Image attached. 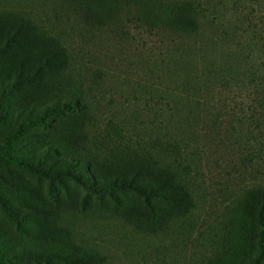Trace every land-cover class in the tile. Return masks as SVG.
<instances>
[{
    "label": "rangeland",
    "instance_id": "1",
    "mask_svg": "<svg viewBox=\"0 0 264 264\" xmlns=\"http://www.w3.org/2000/svg\"><path fill=\"white\" fill-rule=\"evenodd\" d=\"M235 1L215 0L208 17L260 22ZM207 28L154 29L123 0H0V253L31 256L9 264L89 255L108 256L106 264H243L254 251L247 215L235 208L246 188L264 184V159L251 158L252 128L231 109L236 95L205 75V59L222 51ZM70 99L80 105L57 109ZM154 139L161 162L178 160L195 200L189 210L162 202L156 233L139 227L152 229L137 190L93 194L49 178L71 169L105 186L134 176L152 187ZM167 141L179 156L161 152Z\"/></svg>",
    "mask_w": 264,
    "mask_h": 264
},
{
    "label": "trees",
    "instance_id": "2",
    "mask_svg": "<svg viewBox=\"0 0 264 264\" xmlns=\"http://www.w3.org/2000/svg\"><path fill=\"white\" fill-rule=\"evenodd\" d=\"M134 4L140 10L141 16L154 25V29H167L176 36H197L204 29L212 33L210 40L214 49L222 48L219 56L215 59L207 58V76H215L220 86L226 91L233 93L234 116L238 114V122H247L249 135L252 137L250 153L251 158L264 159V0H236L237 12L250 9L249 13L259 12L260 22L242 18L231 23L229 26L221 21L222 17L213 15L212 20L208 17L215 11V0H123ZM258 15V16H259ZM224 17V16H223ZM226 20V19H225ZM222 27V28H221ZM221 31V32H220ZM222 33L219 37V34ZM219 39V45H217ZM210 63L214 69H210ZM218 71V72H217ZM218 85V84H217ZM233 91V92H232ZM237 91V92H236ZM245 91L249 94L250 101L239 99L238 93ZM236 92V93H235ZM236 98V99H235ZM77 100H67L60 103L57 109L71 110L78 107ZM3 102L0 100V119L3 114ZM227 106V105H226ZM238 108V110H237ZM178 109V108H177ZM193 109V108H191ZM247 109V111H246ZM243 113H238V112ZM190 112H193L190 110ZM191 114V113H190ZM186 121H192V116H187ZM157 141L154 139V186L144 187L135 184L134 176L131 179L116 178L113 184L105 186L96 181H87L78 172L71 169L59 170L49 174L51 181L61 178H69L79 183L88 193L103 194L111 189H134L146 198V207L149 211V225L152 229L145 228V222H141L140 228L150 233H156L159 219L165 208L162 202H169L175 207L192 209L195 207L193 192L183 181L182 172L177 168L178 160L171 163L161 162L160 150H157ZM161 152L165 151L167 156H179L178 144L173 142H160ZM137 161V160H134ZM176 163V164H175ZM184 169L185 164L181 165ZM160 171L161 174L157 175ZM144 175L137 171L134 174ZM157 175V176H156ZM236 210L245 212L246 232L256 244L254 251L243 255V264H264V184H254L246 188L241 199L237 203ZM162 213V214H163ZM132 225H137L133 222ZM19 257L4 259L0 253V264H9L13 260L26 259ZM108 256L89 255L78 261V264H106ZM8 262V263H7ZM206 264H216L212 257L207 258Z\"/></svg>",
    "mask_w": 264,
    "mask_h": 264
}]
</instances>
